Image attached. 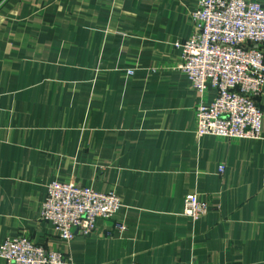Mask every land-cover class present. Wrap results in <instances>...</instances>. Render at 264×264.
<instances>
[{
	"label": "crops",
	"instance_id": "crops-1",
	"mask_svg": "<svg viewBox=\"0 0 264 264\" xmlns=\"http://www.w3.org/2000/svg\"><path fill=\"white\" fill-rule=\"evenodd\" d=\"M198 1L0 0V245L25 236L67 264H264V118L259 138L199 136L195 107L217 90L177 66ZM54 180L122 206L65 240L41 218Z\"/></svg>",
	"mask_w": 264,
	"mask_h": 264
},
{
	"label": "built area",
	"instance_id": "built-area-1",
	"mask_svg": "<svg viewBox=\"0 0 264 264\" xmlns=\"http://www.w3.org/2000/svg\"><path fill=\"white\" fill-rule=\"evenodd\" d=\"M192 17V35L175 42L180 50L177 66L199 93L204 94L209 85L217 90L212 101L195 107L196 133L259 138L264 118L257 101L264 87V5L259 0H199ZM224 169L221 164L219 171ZM121 206L115 192L54 180L47 186L41 218L61 238L71 240L77 233L95 231L99 218H113ZM207 209L208 203L197 193L185 196L186 215L198 219ZM0 257L6 264L68 263L64 253L25 236L5 239Z\"/></svg>",
	"mask_w": 264,
	"mask_h": 264
}]
</instances>
